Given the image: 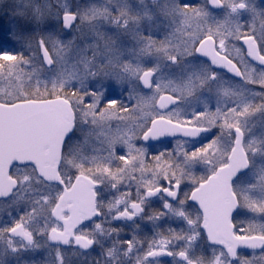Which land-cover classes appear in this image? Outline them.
<instances>
[{"label": "snow or ice", "instance_id": "obj_1", "mask_svg": "<svg viewBox=\"0 0 264 264\" xmlns=\"http://www.w3.org/2000/svg\"><path fill=\"white\" fill-rule=\"evenodd\" d=\"M0 264H264V0H0Z\"/></svg>", "mask_w": 264, "mask_h": 264}]
</instances>
